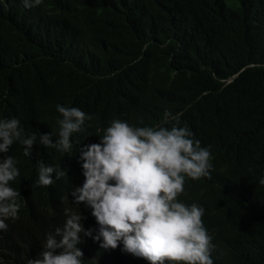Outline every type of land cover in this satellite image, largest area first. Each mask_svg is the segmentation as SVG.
I'll list each match as a JSON object with an SVG mask.
<instances>
[{"label": "trees", "instance_id": "trees-1", "mask_svg": "<svg viewBox=\"0 0 264 264\" xmlns=\"http://www.w3.org/2000/svg\"><path fill=\"white\" fill-rule=\"evenodd\" d=\"M5 13L0 116L46 133L57 104L78 107L93 116L90 135L74 133L84 146L112 119L153 126L168 110L211 153L186 191L211 211L214 264H264V0L20 1ZM62 224L0 231V263L38 258Z\"/></svg>", "mask_w": 264, "mask_h": 264}, {"label": "clouds", "instance_id": "clouds-1", "mask_svg": "<svg viewBox=\"0 0 264 264\" xmlns=\"http://www.w3.org/2000/svg\"><path fill=\"white\" fill-rule=\"evenodd\" d=\"M20 1L26 8L41 3L0 0L2 19L5 7ZM55 108L62 118L46 133L0 116V231L63 223L27 264H214L205 227L211 211L191 203L186 191L208 176L211 153L187 126L168 110L153 126L112 119L97 129L98 143L83 146L74 133L90 135L93 116ZM2 240L0 232V259Z\"/></svg>", "mask_w": 264, "mask_h": 264}]
</instances>
